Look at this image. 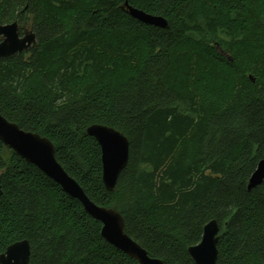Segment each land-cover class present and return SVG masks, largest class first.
I'll list each match as a JSON object with an SVG mask.
<instances>
[{"label":"trees","instance_id":"16d2710c","mask_svg":"<svg viewBox=\"0 0 264 264\" xmlns=\"http://www.w3.org/2000/svg\"><path fill=\"white\" fill-rule=\"evenodd\" d=\"M0 0V26L34 33L0 59V114L49 139L58 163L163 264L219 226V264H264V0ZM253 81H252V79ZM102 124L129 140L115 191L102 181ZM0 255L27 240L29 264H137L76 199L0 142Z\"/></svg>","mask_w":264,"mask_h":264},{"label":"water","instance_id":"95a60500","mask_svg":"<svg viewBox=\"0 0 264 264\" xmlns=\"http://www.w3.org/2000/svg\"><path fill=\"white\" fill-rule=\"evenodd\" d=\"M123 9L140 23L161 29L168 26L163 17L136 9L129 5L128 0H124ZM0 38L2 39L0 59L28 51L36 43L35 35L31 31H26L22 37L20 36V29L16 22L0 26ZM86 133L100 146L102 181L105 189L113 192L121 173L128 165L129 140L120 131L102 124L89 126ZM0 142L26 163L36 167L71 198L79 201L85 212L101 223V235L107 243L136 261L137 264H163L158 259L150 258L147 252L126 234L124 219L118 211L97 206L87 197L80 185L58 163L55 147L49 139L22 130L17 124L9 122L0 114ZM263 180L264 158L251 176L248 190L259 186ZM219 232L220 229L215 220L205 225L200 243L188 249V254L195 264H219L217 248ZM30 255L29 242L22 240L7 247L0 255V264H29Z\"/></svg>","mask_w":264,"mask_h":264},{"label":"flooded vegetation","instance_id":"af4514ba","mask_svg":"<svg viewBox=\"0 0 264 264\" xmlns=\"http://www.w3.org/2000/svg\"><path fill=\"white\" fill-rule=\"evenodd\" d=\"M26 31H23L22 33L20 32V36L22 37L23 34L25 33ZM2 41V39L0 38V42Z\"/></svg>","mask_w":264,"mask_h":264}]
</instances>
